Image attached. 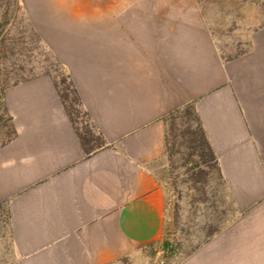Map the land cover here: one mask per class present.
Listing matches in <instances>:
<instances>
[{
    "label": "crops",
    "instance_id": "obj_1",
    "mask_svg": "<svg viewBox=\"0 0 264 264\" xmlns=\"http://www.w3.org/2000/svg\"><path fill=\"white\" fill-rule=\"evenodd\" d=\"M37 9L43 42L107 145L87 152L50 75L5 90L16 134L0 145V201L17 264H154L164 117L191 101L236 214L162 264H264V24L246 23L248 49L225 58L198 0H92L69 17Z\"/></svg>",
    "mask_w": 264,
    "mask_h": 264
},
{
    "label": "rangeland",
    "instance_id": "obj_2",
    "mask_svg": "<svg viewBox=\"0 0 264 264\" xmlns=\"http://www.w3.org/2000/svg\"><path fill=\"white\" fill-rule=\"evenodd\" d=\"M91 1L22 0L24 9L17 10L15 7L9 6L10 20L7 24L3 23V15L7 11V7L0 6V52H5L0 60L2 78L8 75L11 80H14L17 74L22 73L30 78L48 75L47 73H51L52 76L59 75L62 65L46 44L40 41L34 33V30H37L42 37L37 25L38 15H42V12L40 9L37 11L35 9L42 8L47 4L48 10L44 11V14L69 17L72 3L86 4ZM198 1L203 5L206 17L215 24L213 28L225 58L239 55L248 49L245 37L252 28L246 27V23H257L259 20L264 24V0ZM3 38L5 46L1 42ZM1 113L2 111H0ZM75 119L76 125L81 130L85 127L94 130L89 116L83 109L79 108ZM5 130H0V144L6 138ZM182 170L179 168L176 173H180ZM158 174L167 191V211L163 244L161 248L148 249L145 256L147 261L154 264H162L164 260L167 261L171 257L181 258L182 254L191 250L204 239L206 233L204 227L207 219L218 214L222 207L227 205V202L223 204L220 200L218 201L221 198L220 190L215 192L214 188H210L211 200L208 203H193L192 196H196L197 193L189 188L188 183L182 182L183 175L177 178L175 174L174 176L169 175L168 163L158 170ZM4 219L3 212H0V263L17 264L18 258L12 249L11 238L7 232V226L4 225ZM165 242H168V246L172 248H168ZM162 248L166 250L164 254L159 252ZM169 249L173 252L167 255Z\"/></svg>",
    "mask_w": 264,
    "mask_h": 264
},
{
    "label": "trees",
    "instance_id": "obj_3",
    "mask_svg": "<svg viewBox=\"0 0 264 264\" xmlns=\"http://www.w3.org/2000/svg\"><path fill=\"white\" fill-rule=\"evenodd\" d=\"M2 5L7 7V11L3 15L4 24H7L10 20L9 6H13L17 10L24 9L22 0H0V6ZM31 24L34 26L33 23ZM34 33L40 41H44L37 30H34ZM1 42L5 46L4 38ZM4 53L0 52V60L3 58ZM1 74L0 68V111H2L0 114V130L6 129V138L0 145L10 141L16 134L12 117L8 113L4 102L5 90L11 85L30 79L24 73L17 74L14 80H11L8 75L2 78ZM47 74L52 77L67 113L71 121L75 123V115L78 114L81 107V99L73 85L71 76L63 67L59 75H57L59 77L52 76L51 73ZM164 120L167 125L166 156L169 175L174 176L179 168L183 169L182 172L176 173L175 177L183 175L184 179L182 182L188 183L189 188L195 190L197 194L192 196L193 203H208L211 200L210 188H214L215 192L220 190L221 198L218 201L220 200L223 204L227 202V205L223 206L218 214L212 215L207 219L204 227L206 229L205 237L189 250L191 252L230 223L235 218L236 208L233 204L219 158L202 123L195 101L188 102L172 110L166 114ZM76 129L87 152L94 147L107 145L105 138L91 128L85 127L81 130L77 126ZM0 212H3L5 216L4 225L7 226V232L10 237V214L6 201H0ZM165 244L168 248H172L168 246V242H165ZM172 252L173 250L169 249L167 255L172 254Z\"/></svg>",
    "mask_w": 264,
    "mask_h": 264
},
{
    "label": "built area",
    "instance_id": "obj_4",
    "mask_svg": "<svg viewBox=\"0 0 264 264\" xmlns=\"http://www.w3.org/2000/svg\"><path fill=\"white\" fill-rule=\"evenodd\" d=\"M159 252H160L161 254H164V253L166 252V250H165L164 248H162V249L159 250ZM161 262H163V260H162Z\"/></svg>",
    "mask_w": 264,
    "mask_h": 264
}]
</instances>
